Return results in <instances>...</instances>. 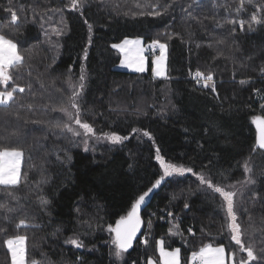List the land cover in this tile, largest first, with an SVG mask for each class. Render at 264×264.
<instances>
[{
	"label": "trees",
	"instance_id": "obj_1",
	"mask_svg": "<svg viewBox=\"0 0 264 264\" xmlns=\"http://www.w3.org/2000/svg\"><path fill=\"white\" fill-rule=\"evenodd\" d=\"M258 1L83 0L73 11L71 0H0V34L17 43L24 57L0 90L25 88L0 105V147L24 152L19 187L0 186V204L14 209H0V228L7 229L0 232V264H10L4 241L15 235L27 237L28 264H146L157 257L158 240L166 249H180L181 264L209 244L235 252L239 264L246 254L231 240L224 201L193 173L224 189L239 186L234 201L241 239L260 254L264 151L254 150L251 123L264 115V12H256L264 0ZM8 8L18 13L17 25ZM253 13L261 24L252 23ZM126 38L165 43L167 78L115 70L120 55L112 45ZM197 70L213 75L216 92L196 85ZM73 91L80 94V119L95 136H85L62 111L75 113ZM65 123L82 137L64 129ZM103 133L128 139L94 153L83 149L81 139L99 140ZM157 149L166 164L193 173L162 181L141 212L140 236L117 261L108 228L163 175ZM246 164L254 185L246 184ZM24 215L29 226L17 229Z\"/></svg>",
	"mask_w": 264,
	"mask_h": 264
},
{
	"label": "snow or ice",
	"instance_id": "obj_2",
	"mask_svg": "<svg viewBox=\"0 0 264 264\" xmlns=\"http://www.w3.org/2000/svg\"><path fill=\"white\" fill-rule=\"evenodd\" d=\"M249 3H252L253 0H248ZM11 3V0H9ZM83 0H71L70 10H78L81 8ZM241 4L243 6V0H241ZM168 9L165 8L164 11ZM6 11L11 13V24L17 25L19 20L18 13L8 8ZM256 12H264V7H257ZM151 14L153 15H162V12L159 10H154ZM252 23L261 24L262 20L257 17L255 13H253L251 17ZM235 23V21H231ZM85 23H88L85 20ZM89 31L91 32L92 25L89 24ZM241 27H243V21H241ZM62 33H57V35H61ZM91 43V40H89ZM141 41L137 40H128L125 39L122 44H113L112 47L119 49L121 52L126 50V46L135 45L139 46ZM149 48L160 50V54L152 61V73L154 77H164L167 78L166 75V60H167V45L165 43H161L159 40H153L149 45ZM131 51V49H127ZM144 49L142 47L137 48V55L135 59H129L125 56L124 59H121L120 66L129 68L132 71L142 73L145 71V57L142 54ZM87 58V49H85V59ZM24 57L18 51L17 43L13 42V40L6 38L4 35L0 34V85H4L7 88L9 82L13 79L10 69H15L23 66ZM261 74H264V68L260 69ZM197 84L201 81L203 82V87L208 88L209 85L212 86V91L216 92L215 84L213 83L214 77L211 73L205 74L202 71L197 70L192 77ZM84 79V76H81V80ZM81 88L83 85L81 84ZM23 93L25 91L24 87L15 86L12 87L11 90L0 91V105L7 106L10 101L14 98L15 92ZM79 92L73 91L72 96L69 98L70 107L75 109V113H70L67 108L62 109L65 115L68 116L70 121L74 120L75 125H77L80 129H83V133L85 136H95V132L93 126L87 122H82L80 119V106L77 103V97L79 96ZM251 123L256 128V141H255V149L264 150V115H256L251 119ZM64 129L68 132L72 133L74 136H80L81 133L74 129L71 124L65 123L63 125ZM135 132L136 130L133 129ZM144 136H147L151 139V135L148 131H144ZM103 138L107 140L111 144H120L123 140L128 139L126 136H120L115 133H103ZM85 150L87 151L88 140H84ZM24 156V152L22 149L11 146L0 147V186H3L7 189L18 188L20 184V176H21V163ZM156 159L160 161L161 167L163 169V175L155 180V183L152 184L151 188L145 191L142 195L139 196L138 199L131 205L130 211H128L127 215L121 216L119 220L116 221L115 227L109 226L108 231L112 234L111 244L113 246L114 251L110 253L111 256H114L117 261L123 259L124 253L128 252L130 248L133 246V241L137 237V233L140 231L141 227V216L140 209L141 205L145 202L146 197L150 195V193L156 189L159 185H161L162 181L166 177H170L173 173L184 175L186 172L193 173V169L177 167L173 164H165L163 159H161L159 155V150L157 149ZM251 170L248 168L247 164L245 165V173H246V184L254 185L256 181L250 177H247V174ZM200 181L201 185L207 184V187L212 189L214 192L218 193L219 196L224 201V210L226 212L227 217V229L231 233V240L238 247L239 251L246 254V259L241 258L239 264H259L261 260H264V248L260 250V254H257L254 251V248L251 244L245 245L242 241V229L241 225L237 222L236 215V204L234 201V197L237 196L236 191H228L223 187L215 185L211 180H206V178L201 174H195ZM44 204H47V201H43ZM184 207L187 209L189 205L185 203ZM0 209H4L7 212H13L14 209L8 207L7 205L0 204ZM172 215V213H169ZM29 226V221L27 216L24 215L19 219L16 224V228H26ZM6 228H0V232L6 231ZM191 232V229H189ZM175 234V233H172ZM27 237L25 235H15L7 238L4 241V245L7 248V253L10 256V264H26L25 255V242ZM70 243L76 248L84 247V244L79 239H70L66 241ZM145 246L148 245L149 241L147 238L141 241ZM156 248L159 253V259L155 260L152 257H148L147 264H181L180 261V249H174L168 251L164 247V242L162 240L156 241ZM226 249L224 246L213 247L211 244L205 245L200 249L199 252H193L191 255L190 264H235V252L228 253V259L226 260ZM35 264V262H33Z\"/></svg>",
	"mask_w": 264,
	"mask_h": 264
},
{
	"label": "rangeland",
	"instance_id": "obj_3",
	"mask_svg": "<svg viewBox=\"0 0 264 264\" xmlns=\"http://www.w3.org/2000/svg\"><path fill=\"white\" fill-rule=\"evenodd\" d=\"M254 4H259V1L258 0H253V5ZM244 16H245V14H243ZM243 16V17H244ZM249 17V15H247V17L246 18H248ZM126 39H128V40H137V39H139L140 41H141V44L139 45V46H135V45H128V46H126V50L124 51V52H121L119 49H116V48H114L118 53H119V55H120V60H119V62H118V64L115 66V70H117V71H121V72H129V73H135V74H139V75H145V74H150V76H153V73H152V61L156 58V57H158L159 55H156V56H154L152 59H149L148 57H146V55H145V53H146V51H147V48L149 47V45L150 44H147V45H145L143 42H142V40L140 39V38H126ZM125 40V39H124ZM123 40V41H124ZM123 41H121V42H119V43H117V44H122L123 43ZM138 47H142L143 49H144V51H143V55H144V57H145V71L144 72H142V73H139V72H135V71H132V70H130L129 68H125V67H121L120 66V61H121V59H124L125 58V56H127L129 59H135L136 58V55H137V48ZM113 48V47H112ZM127 49H131V51H128ZM158 49V48H157ZM159 50V49H158ZM159 52H160V50H159ZM150 69V72H148V70ZM166 75H167V66H166ZM154 77V76H153ZM157 78V77H156ZM158 78H160V77H158ZM1 91V90H0ZM81 131L83 132V129H81ZM80 137V136H79ZM82 137V136H81ZM80 137V138H81ZM84 140H85V138L84 139H81V143H82V145H83V149H85V144H84ZM88 140V144H89V141H91V145L90 146H88L87 147V150L88 149H90V152L91 153H94V152H97L98 151V147L99 146H102V145H106V146H110V145H117V144H111V143H109L107 140H105L104 138H102V139H99V140H94V141H92V140H90V139H87ZM22 162H23V159H22ZM157 162H158V164H159V167H160V169H161V172H162V174H163V169H162V167H161V164H160V161H158L157 160ZM166 164V163H165ZM177 167H181V166H177ZM185 168V167H184ZM21 172H22V163H21ZM187 174H190V173H188V172H186L184 175H182V176H185V175H187ZM181 175H179V174H176V173H173V175L172 176H170V177H175V178H177V177H182ZM166 178H169V177H166ZM22 179H21V176H20V181H21ZM239 187V186H238ZM238 187H237V189H238ZM244 187V186H243ZM242 187V188H243ZM226 189L225 190H228V191H233L232 189H233V187H225ZM237 189L235 190L237 193H239V191H237ZM222 199V198H221ZM222 207H223V210H224V203H222ZM224 212H225V210H224ZM143 239H145V238H142V240ZM213 247H219V246H221V245H212ZM166 249V248H165ZM201 249V248H200ZM200 249L198 250V251H196V252H199L200 251ZM166 250H168V251H171V250H174V249H166ZM156 253H157V257L155 258V257H152L153 259H155V260H158L159 259V253H158V250H157V248H156ZM192 255V254H191ZM191 255H190V257L188 258V261H187V264H190V261H191ZM225 255H226V260L228 259V255H227V252L225 253ZM148 259V258H147ZM25 260H26V255H25ZM26 264H28L27 263V260H26ZM31 264H33V263H31ZM146 264H147V261H146ZM229 264H231V261H229Z\"/></svg>",
	"mask_w": 264,
	"mask_h": 264
},
{
	"label": "water",
	"instance_id": "obj_4",
	"mask_svg": "<svg viewBox=\"0 0 264 264\" xmlns=\"http://www.w3.org/2000/svg\"><path fill=\"white\" fill-rule=\"evenodd\" d=\"M253 128H254V130H255V132H256V128H255L254 125H253ZM263 151H264V150H263ZM155 190H156V189H154V190L150 193V195H149L148 197H146L145 202L141 205L140 216H141V212L143 211L144 207L147 205V203H148L149 200L151 199V196H152V194H153V192H154ZM115 225H116V223H115ZM115 225H114V227H115ZM142 230H143V222H142V218H141V227H140V231L137 233V237H136V239L133 241V245L136 243L137 238L140 236ZM132 247H133V246H132ZM130 249H131V248H130ZM130 249H129V250H130Z\"/></svg>",
	"mask_w": 264,
	"mask_h": 264
},
{
	"label": "built area",
	"instance_id": "obj_5",
	"mask_svg": "<svg viewBox=\"0 0 264 264\" xmlns=\"http://www.w3.org/2000/svg\"><path fill=\"white\" fill-rule=\"evenodd\" d=\"M159 54H160V52L157 48L156 49L149 48V49H147V51L145 53L146 57H148L149 59H152L154 56L159 55ZM195 83L198 87H200V88L203 87L202 81L199 84H197L196 81H195Z\"/></svg>",
	"mask_w": 264,
	"mask_h": 264
},
{
	"label": "crops",
	"instance_id": "obj_6",
	"mask_svg": "<svg viewBox=\"0 0 264 264\" xmlns=\"http://www.w3.org/2000/svg\"><path fill=\"white\" fill-rule=\"evenodd\" d=\"M149 49V48H148ZM152 78H155V79H159V80H162V79H165L164 77H160V78H156V77H153V76H151Z\"/></svg>",
	"mask_w": 264,
	"mask_h": 264
}]
</instances>
